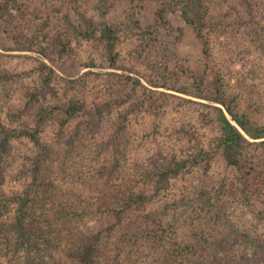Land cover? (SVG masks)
I'll return each mask as SVG.
<instances>
[{
  "label": "trees",
  "instance_id": "1",
  "mask_svg": "<svg viewBox=\"0 0 264 264\" xmlns=\"http://www.w3.org/2000/svg\"><path fill=\"white\" fill-rule=\"evenodd\" d=\"M119 1L128 6L110 23ZM210 1L0 0V33L10 42L0 49L35 53L39 75L32 86L20 87L23 106L0 104V264H240L234 253L264 248L263 234L249 232L224 209L230 194L264 217V116L258 114L263 106L251 113L218 71L191 66L177 51L184 29L168 18L179 11L210 58L211 32L225 34L227 28L208 22ZM134 34L142 38V59L149 51L159 56L148 60L150 71L121 63L120 44ZM77 44L103 52L78 61L80 69L108 65L113 71L59 77L54 67L77 59ZM153 47L162 49L156 53ZM4 57L0 52L1 99L21 74L4 66ZM92 75L101 77L99 91ZM171 92L210 102L184 99L201 107L200 127L213 137L204 145L197 130L182 128L189 140L196 139L184 154L160 152L146 164L129 163L135 118L149 115L159 127L181 98ZM49 133L54 144L46 139ZM22 141L33 150L20 151L16 145ZM218 155L232 178L216 181L214 194L200 191L196 214L182 225L174 222L186 198L170 202L165 194L185 174L196 176L201 169L206 176ZM12 179L21 191L7 189ZM103 216L108 221L96 230L82 226ZM226 228L236 234V244L221 249Z\"/></svg>",
  "mask_w": 264,
  "mask_h": 264
},
{
  "label": "rangeland",
  "instance_id": "2",
  "mask_svg": "<svg viewBox=\"0 0 264 264\" xmlns=\"http://www.w3.org/2000/svg\"><path fill=\"white\" fill-rule=\"evenodd\" d=\"M127 6L128 3L126 1H119L109 13L108 21L112 23L119 20L122 17L124 8ZM208 7L207 20L210 25L217 27V29L219 24H221L222 29L223 26L227 27L225 28V34L216 30L211 32L213 34L210 37L212 59L202 53L204 44L197 38L193 29L184 23L179 11L168 15L169 20L174 26L183 27L184 29V37L181 44L178 45L177 51L185 59L189 60L191 66L199 71L206 73L218 71L227 88H232L230 91L235 92L240 100L251 108V113L254 114L255 109H258L261 105L263 106L261 107L263 109L262 112L258 113L259 116L263 117L264 0H211ZM144 19L145 23L148 24L149 16L145 15ZM226 23L229 25H226ZM9 43L7 34L0 33V47ZM75 45L76 43H73V46ZM120 45L121 63L127 67L132 66L147 72L150 69V62L148 60L152 62L155 59H159V56H154L151 51H149V55H146L147 59H142L139 56V51H141V46L143 45L139 34L128 36ZM79 46L81 48L77 50V59L65 60L54 67L59 77L78 78L82 73L87 71L97 72L102 74L101 76H104L113 71L108 68V65L98 68L80 69L78 61H87L90 53L95 55L96 58H100L103 52L99 47H93L91 44H81ZM161 49L162 47L151 48L156 53L160 52ZM0 52L3 56L7 57L3 65L5 66L8 63V69L11 72L16 71L21 73L15 78V81L9 82V88L6 91L7 94H5L7 96L4 99H1L4 96V92L0 85V104L3 102L6 106L17 109L23 106L20 87H30L36 83L37 79L39 80V75L36 73L37 68L35 67L38 64L36 60L37 55L32 52H5L3 48L0 49ZM232 53L233 55L231 56ZM91 78V83L96 86L95 90L99 91L101 83L98 80L101 77L95 78L92 75ZM171 93L179 95L181 98L180 100H175L174 108L167 113L166 117L159 121V124H157L160 125L159 127L154 126L155 120L149 115H139L135 118V122L131 128L133 137L130 144L131 149L129 150V163L138 161L146 164L152 155L157 158L160 152L168 157H170L169 155L172 152L181 155L185 153L186 149H191V145L194 144L196 139H198L199 143L207 145L213 137L214 133L211 130L200 127L196 113L201 107H198L196 104L186 103L184 99L201 103L210 102L176 92ZM179 101L182 103L181 106H178ZM182 128L191 131L197 130V138L189 140L188 136L182 132ZM46 135H49L46 139H49V142L54 144V139L50 138L51 133ZM16 146L22 152L33 150L32 145L28 141L18 142ZM225 167V161L222 156L218 155L206 176L201 175L200 169L195 171L196 176L185 174L175 181L170 192L165 194L167 201H179L180 198L185 197L187 203L185 206L178 203L179 206L177 205L178 207L173 215L174 222L182 225L187 220H190V216L196 214L198 206H202L198 200L200 191L205 190L214 194L219 190L217 182L227 174ZM225 178L228 181L232 177L227 175ZM11 188L21 191L22 185L12 179L7 189ZM227 196L228 200L224 209H229V212L232 214V220L243 223L249 229V232L253 234L258 236L264 235V217L256 212V214L251 213L250 208L252 205L245 200H236L230 194ZM259 208L261 209V207ZM107 221L108 217L103 216L98 221L85 220L82 226L85 225L92 230H96L104 226ZM224 231L227 233L220 235V239L222 240L220 244L221 249L225 247L221 246L224 243L228 242L229 244L230 242V245L236 244V234L229 232L228 228ZM233 255L240 264L264 263V248L260 246L252 245L251 248L245 249L244 252L238 251L237 254L234 253Z\"/></svg>",
  "mask_w": 264,
  "mask_h": 264
}]
</instances>
